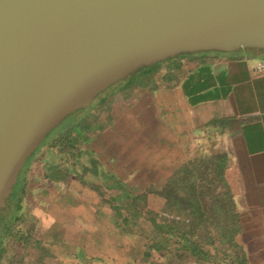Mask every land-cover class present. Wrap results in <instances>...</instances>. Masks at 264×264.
Here are the masks:
<instances>
[{
	"label": "crops",
	"instance_id": "crops-1",
	"mask_svg": "<svg viewBox=\"0 0 264 264\" xmlns=\"http://www.w3.org/2000/svg\"><path fill=\"white\" fill-rule=\"evenodd\" d=\"M168 59L138 74L133 80L138 84L115 86L109 100L75 122L77 149L63 159L54 149L47 158L48 186L33 213L49 232L60 229L73 249L71 263L120 264L112 228L129 235L126 225H119L127 217V195L160 186L194 156L226 152L239 173L241 230L235 239L247 264H264V70L255 67L264 49L197 51ZM85 164L93 172L83 173ZM91 191L107 196L109 206L87 210ZM77 192L82 195L76 223L62 229L59 223L69 219ZM110 201L124 207L114 211ZM98 240L108 247L104 253Z\"/></svg>",
	"mask_w": 264,
	"mask_h": 264
},
{
	"label": "water",
	"instance_id": "water-1",
	"mask_svg": "<svg viewBox=\"0 0 264 264\" xmlns=\"http://www.w3.org/2000/svg\"><path fill=\"white\" fill-rule=\"evenodd\" d=\"M241 47L264 49V0H0V210L43 138L109 85Z\"/></svg>",
	"mask_w": 264,
	"mask_h": 264
},
{
	"label": "trees",
	"instance_id": "trees-1",
	"mask_svg": "<svg viewBox=\"0 0 264 264\" xmlns=\"http://www.w3.org/2000/svg\"><path fill=\"white\" fill-rule=\"evenodd\" d=\"M75 125L71 122L45 142L49 151L57 150L60 159L67 154L72 156L77 149L73 136ZM31 155L0 210V264H27L23 256H17L11 249L15 242L39 249L40 261L51 255L40 239L32 238L29 230L18 226L23 215L13 217L27 196L29 184L33 188L31 180L25 177ZM86 172L93 170L85 164L83 173ZM42 177L46 180L45 174ZM238 192L239 173L226 152H216L192 157L160 186L149 185L127 195V211L132 208L136 215L146 217L159 237L145 245L143 261L147 264H247L244 247L235 239L241 230L236 210ZM110 206L114 211L124 207L112 202ZM127 221L125 217L119 220V225L124 228ZM152 251L160 253L161 259H150Z\"/></svg>",
	"mask_w": 264,
	"mask_h": 264
},
{
	"label": "rangeland",
	"instance_id": "rangeland-1",
	"mask_svg": "<svg viewBox=\"0 0 264 264\" xmlns=\"http://www.w3.org/2000/svg\"><path fill=\"white\" fill-rule=\"evenodd\" d=\"M169 60V59H168ZM161 61H157L145 67L138 69L137 71L129 74L123 79L116 81L115 83L109 85L105 90L101 91L91 102V104L82 109H78L75 112L66 116L57 126H55L43 140L39 143V145L35 148L32 152L31 157H33L29 163L28 168L26 169L25 177L27 181L31 180V185H33L30 189H27V193L22 201L21 207L13 212L14 216H19L20 214L23 215V219L18 222V226L23 230H29L30 235L32 238H38L41 240V245L45 248H48L51 252V255L43 257L40 261V251L39 249H35L31 245L24 247L19 243H13L11 249L17 256H23L27 262V264H74L70 262L71 256L70 254L73 253L72 247L70 244H66L65 241L60 236L61 231L57 228L51 229V232L48 231L46 225L41 222V216L34 214L33 209L38 203V197L41 195L43 191H45L46 187L48 186V181L45 180L42 176L44 175V165L46 164L47 158L51 155L52 151H49L48 148L45 146L46 140L53 137L61 128L65 127L66 125L70 124L71 122H76L81 119V117L86 115V111L90 108H99V105L105 102L107 99L110 98V92L120 83H124L127 86L138 84V74H142L146 70H153V68ZM137 80L133 82V80ZM85 110V111H83ZM29 157V158H31ZM75 194L71 204L69 206L68 211L69 219L66 221H62L59 223L61 225L60 228H64L70 226H74L76 223V216L78 215L81 204H79V198L82 195V192H77ZM87 197V198H86ZM87 203L84 206L90 212H96V209L101 210L102 206H109V204L104 201L106 200L107 196H99L97 193L94 194L92 191L90 195L86 196ZM83 207V206H82ZM126 207V206H125ZM129 207V206H128ZM126 214V218L128 221L126 222V232L129 235H125L123 232L121 233L119 230L112 228V231H117V234H112V237L116 240V244L114 247H118L122 252L120 255L121 259L119 262L120 264H147L143 261V250L145 245L150 242L152 239L157 238L154 232L153 224L146 218L141 215H136V211L132 208L128 209ZM63 218V217H62ZM64 218H68L64 215ZM63 218V219H64ZM64 224V225H62ZM100 230L105 229V225L100 223L99 225ZM108 228V227H106ZM65 229V228H64ZM81 231L84 233L86 232L83 228ZM98 242V251L100 253H104L108 248L107 245H104L102 241ZM172 243V242H171ZM95 245V246H97ZM9 246V247H10ZM152 260L161 259L160 253L156 251H152L151 253ZM118 264V263H115ZM189 264V263H188Z\"/></svg>",
	"mask_w": 264,
	"mask_h": 264
},
{
	"label": "built area",
	"instance_id": "built-area-1",
	"mask_svg": "<svg viewBox=\"0 0 264 264\" xmlns=\"http://www.w3.org/2000/svg\"><path fill=\"white\" fill-rule=\"evenodd\" d=\"M256 69L264 70V59L258 60L255 64Z\"/></svg>",
	"mask_w": 264,
	"mask_h": 264
}]
</instances>
